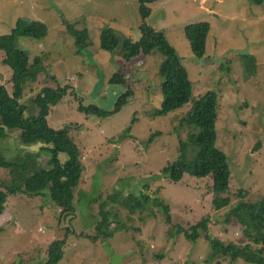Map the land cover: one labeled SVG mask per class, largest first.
<instances>
[{"label":"rangeland","instance_id":"rangeland-1","mask_svg":"<svg viewBox=\"0 0 264 264\" xmlns=\"http://www.w3.org/2000/svg\"><path fill=\"white\" fill-rule=\"evenodd\" d=\"M139 9V0H0V37L10 35L21 18L47 27L43 41L18 42L31 62L35 58L41 62V72L26 83L21 103L29 113L42 89H66L46 119L54 129H71L85 165L72 216H62L47 195L8 198L0 216V264H44L48 247L64 239L61 264H242L215 258L204 237L193 243L184 232L191 234L194 226L208 219L212 238L224 245H243L245 216L238 207L264 197V5L246 0H161L151 7L146 21L164 33L187 69L193 98L208 91L218 95L217 146L230 166V191L223 196L230 199V206L221 210L213 205L211 177L183 175L179 182H171L161 174L178 157L179 141L188 136L190 128L179 122L192 106L191 102L166 116H151L163 101L162 55L153 52L125 62L122 42L115 54L101 49L104 34L134 43L140 40ZM197 23L210 25L203 60L193 56L183 33L184 27ZM66 24L87 32L86 48L76 47ZM243 56L255 61L252 75L245 74ZM3 60L0 52V83L12 94V70ZM115 73L124 74L126 83H110ZM129 89L130 100L109 117L79 110L95 105L113 111ZM156 133L161 135L149 144ZM18 135L9 132L0 140L9 160L28 152ZM37 163H43L41 156ZM7 177L8 171L0 169V187ZM146 187L169 208L168 223L156 208L131 216L108 201L116 193L139 195ZM240 191L246 193L243 199L238 198ZM102 207L112 216L104 232L121 227L112 238L98 232Z\"/></svg>","mask_w":264,"mask_h":264},{"label":"trees","instance_id":"trees-1","mask_svg":"<svg viewBox=\"0 0 264 264\" xmlns=\"http://www.w3.org/2000/svg\"><path fill=\"white\" fill-rule=\"evenodd\" d=\"M161 0H139L141 38L134 43L122 40L118 36L104 34L101 49L115 54L122 42V58L131 62L141 57H146L153 52L162 55L163 61L159 73L163 77L161 106L151 114L153 118L166 116L182 106L192 102L189 111L180 119L179 125L190 128L188 136L179 141L178 157L166 164L162 169L164 178L171 182H179L183 175L203 179L211 177L213 181V205L217 210L230 206V199L223 197L230 191V166L227 155L217 146V121H218V95L208 91L200 98H193V84L187 69L182 65L175 50L168 44L164 33L157 32L149 27L146 21L150 18L151 7ZM250 5L262 6L264 0H246ZM66 32L75 42L76 47L82 50L87 47L90 37L86 31H79L74 26L66 24ZM47 27L30 19L21 18L8 36L0 37V52L4 54L3 63L12 70V89L0 83V140L9 137V132L17 131L21 145L32 146L41 143L36 151L27 150V154L17 160H9L0 148V169L8 171V177L0 187V216L2 215L7 200L10 196L25 194L32 197L47 195L48 199L61 211L62 216L75 214L76 191L83 182L85 165L81 160L79 148L71 137V129L64 127L54 129L48 125L47 116L49 108L57 106L66 95V89H42L32 100V109L28 113L21 103L26 83L41 72L40 59L32 62L29 53L18 46L20 39H29L37 42L47 37ZM184 37L189 43L191 52L197 60H203L207 52V40L210 34L208 23L188 25L183 29ZM242 63L246 75L255 71V61L250 56H243ZM112 84H125L124 74L115 73L110 79ZM132 97V90H127L116 102L113 111H105L98 106H80L79 110L86 115L109 117L119 112ZM37 107L33 109L34 106ZM135 120L132 121V125ZM132 126L127 129L131 132ZM152 135L149 144L156 136ZM45 156V166L37 163V158ZM159 192V191H158ZM245 192L240 191L238 198L243 199ZM119 193L108 198L131 216L142 215L150 207L163 211L166 223L169 221V208L156 195H151L146 187L139 195L120 197ZM239 210L245 216L243 236L246 243L243 245H224L211 237L208 229L209 220L204 219L194 226L192 233L184 232V236L195 243L201 237L212 249L215 258L230 260V263L241 261L242 264H264V197L254 204L243 203ZM102 222L98 232L105 238H112L121 227H116L110 234L104 232L112 224L109 213L102 207L100 211ZM114 222H119L117 216ZM1 232V230H0ZM69 233L66 237H68ZM98 239V238H96ZM67 239L53 242L47 250L44 264H61L64 259V249Z\"/></svg>","mask_w":264,"mask_h":264},{"label":"water","instance_id":"water-1","mask_svg":"<svg viewBox=\"0 0 264 264\" xmlns=\"http://www.w3.org/2000/svg\"><path fill=\"white\" fill-rule=\"evenodd\" d=\"M41 145L42 144L39 142V143H36L32 146L21 145V147L24 149L30 150V151H37L41 147ZM41 158L43 160L42 166H45V162H46L47 158L43 155L41 156Z\"/></svg>","mask_w":264,"mask_h":264}]
</instances>
